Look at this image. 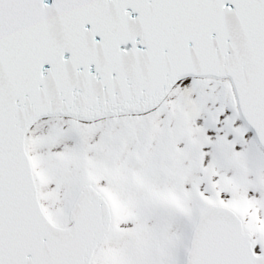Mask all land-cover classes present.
Listing matches in <instances>:
<instances>
[{
  "label": "snow or ice",
  "instance_id": "snow-or-ice-1",
  "mask_svg": "<svg viewBox=\"0 0 264 264\" xmlns=\"http://www.w3.org/2000/svg\"><path fill=\"white\" fill-rule=\"evenodd\" d=\"M0 264H264V0H0Z\"/></svg>",
  "mask_w": 264,
  "mask_h": 264
}]
</instances>
